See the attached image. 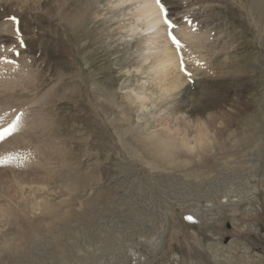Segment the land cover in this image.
Instances as JSON below:
<instances>
[{
	"label": "rangeland",
	"instance_id": "obj_1",
	"mask_svg": "<svg viewBox=\"0 0 264 264\" xmlns=\"http://www.w3.org/2000/svg\"><path fill=\"white\" fill-rule=\"evenodd\" d=\"M160 4L184 97L226 81L200 158L158 120L136 0H0V264H264V0Z\"/></svg>",
	"mask_w": 264,
	"mask_h": 264
},
{
	"label": "bare ground",
	"instance_id": "obj_2",
	"mask_svg": "<svg viewBox=\"0 0 264 264\" xmlns=\"http://www.w3.org/2000/svg\"><path fill=\"white\" fill-rule=\"evenodd\" d=\"M136 1L139 4L137 17L146 18L144 30L148 34L153 31L157 36L159 33L158 38H160V42L156 43L158 46L149 47V57L144 59L145 61L151 60L149 70L153 72V77L157 80L158 90L165 95L163 101L161 100L163 103L155 109V112L158 113V120L164 124V133L172 141L171 148L180 146L187 152H195L194 157L200 158L202 152L213 150L214 142L218 143L220 139L217 130L214 128L217 124L223 125V111L226 109L225 103L228 99L224 95L226 81L222 78V75H218L217 78L208 75L204 77L203 72L196 83L208 84L212 91L206 96V99H202L200 96L201 99L190 103L184 97V91L182 90L185 82L184 77L178 71L179 53H176L177 51L175 52L173 47L168 45L162 32L164 29L161 21L165 19V11L161 12L156 0ZM148 41L153 44L150 40ZM135 97L140 100L141 106L144 101L148 100V96L143 93L136 92ZM220 119H222V122ZM183 123L184 127L182 128ZM188 124H191V133L186 129ZM161 142L164 143V141Z\"/></svg>",
	"mask_w": 264,
	"mask_h": 264
},
{
	"label": "snow or ice",
	"instance_id": "obj_3",
	"mask_svg": "<svg viewBox=\"0 0 264 264\" xmlns=\"http://www.w3.org/2000/svg\"><path fill=\"white\" fill-rule=\"evenodd\" d=\"M156 2L158 4V6H160V10L163 13L165 10H164L163 6L160 4V0H156ZM9 19H11L13 22H16L17 21V18L16 17H10ZM164 22H165V24H170L171 23L169 20H167V17L166 16H165ZM171 38H172V40H173L174 43H178V41L176 40L175 36H172ZM21 46H24L22 40H21ZM16 54L19 55L18 52ZM10 62H13L14 63V61H10ZM14 127H15V125L13 124V125H10L8 128H5L2 131H0V137H2L4 134H7L8 132H10ZM189 219H191V217H189Z\"/></svg>",
	"mask_w": 264,
	"mask_h": 264
}]
</instances>
